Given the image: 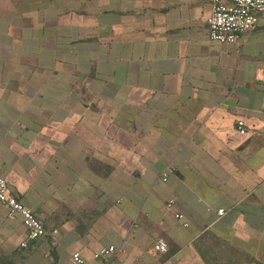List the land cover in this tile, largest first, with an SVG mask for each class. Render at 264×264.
<instances>
[{
  "label": "crops",
  "instance_id": "0c3cea01",
  "mask_svg": "<svg viewBox=\"0 0 264 264\" xmlns=\"http://www.w3.org/2000/svg\"><path fill=\"white\" fill-rule=\"evenodd\" d=\"M210 15L211 0H0V177L47 231L22 247L0 204V259L264 264V15L232 44L209 39ZM110 245L122 257L94 258Z\"/></svg>",
  "mask_w": 264,
  "mask_h": 264
},
{
  "label": "built area",
  "instance_id": "2783aa9c",
  "mask_svg": "<svg viewBox=\"0 0 264 264\" xmlns=\"http://www.w3.org/2000/svg\"><path fill=\"white\" fill-rule=\"evenodd\" d=\"M264 15V0H211V15L207 20V34L211 41L219 43H237L240 38L247 32L255 29L260 19ZM237 129L240 134L245 133L243 120L237 121ZM170 169L165 168L161 173V180L166 181ZM0 204L7 208L10 216L20 218L23 227L26 230V241L21 243L22 247L26 246L28 241H35L43 238L47 231L41 220L27 208L16 197L7 191L5 180L0 177ZM173 201L167 204V208H171ZM224 210H217V215L224 214ZM175 218L183 220L182 214H175ZM186 225V222L183 223ZM155 252H167V245L162 239L155 241L153 245ZM114 255L122 257L123 250L114 245L101 247L94 253L95 259ZM73 264H86L79 253L71 256Z\"/></svg>",
  "mask_w": 264,
  "mask_h": 264
},
{
  "label": "trees",
  "instance_id": "16d2710c",
  "mask_svg": "<svg viewBox=\"0 0 264 264\" xmlns=\"http://www.w3.org/2000/svg\"><path fill=\"white\" fill-rule=\"evenodd\" d=\"M254 260L255 259H253V261ZM0 264H13V262L11 259H3V260H0Z\"/></svg>",
  "mask_w": 264,
  "mask_h": 264
},
{
  "label": "rangeland",
  "instance_id": "374dc122",
  "mask_svg": "<svg viewBox=\"0 0 264 264\" xmlns=\"http://www.w3.org/2000/svg\"><path fill=\"white\" fill-rule=\"evenodd\" d=\"M0 260H3V259H0ZM253 264H262V263L254 261Z\"/></svg>",
  "mask_w": 264,
  "mask_h": 264
}]
</instances>
